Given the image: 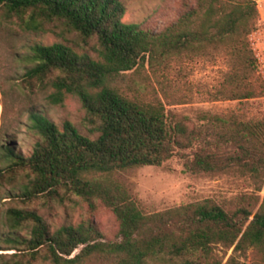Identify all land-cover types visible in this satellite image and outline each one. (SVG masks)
Wrapping results in <instances>:
<instances>
[{
	"label": "trees",
	"instance_id": "1",
	"mask_svg": "<svg viewBox=\"0 0 264 264\" xmlns=\"http://www.w3.org/2000/svg\"><path fill=\"white\" fill-rule=\"evenodd\" d=\"M258 1L196 0L156 33L124 22L120 0H0V15L23 34L64 39L24 43L15 53L23 81L52 105L78 98L99 134L91 139L71 122L59 126L31 107L25 126L37 141L27 156L2 122L0 264H264V119L202 113L198 122L172 123L159 94L143 100L117 85L125 73L149 65L163 90L175 63L223 60L227 69L210 101L263 98L251 41L260 22ZM174 156L188 173L245 176L255 193L233 207L206 199L148 214L117 175L160 167ZM74 198L91 212L110 210L117 238L107 240L92 221L52 230L31 207ZM12 202L21 206L3 207Z\"/></svg>",
	"mask_w": 264,
	"mask_h": 264
},
{
	"label": "rangeland",
	"instance_id": "2",
	"mask_svg": "<svg viewBox=\"0 0 264 264\" xmlns=\"http://www.w3.org/2000/svg\"><path fill=\"white\" fill-rule=\"evenodd\" d=\"M126 12L123 21L140 24L156 33L163 31L181 15L184 6H192L196 0H120ZM260 12L258 30L251 41L259 60V70L264 78V0L257 2ZM42 43L50 45L63 42L64 39L51 34L22 33L15 22L5 20L0 15V87L4 92L2 103L5 107L3 122L9 132L15 135L18 145L25 155H30L37 137L28 131L27 111L31 107L43 111L56 124L62 126L66 121L74 124L79 131L91 139L99 134L92 131L87 121V112L80 100L70 96L63 105H52L47 94L37 88H30L23 81L21 65L15 59L17 51H24V43ZM73 44V43H71ZM91 54H95L88 47ZM227 67L223 60L216 63L206 61L175 63L169 73L166 85L161 88L158 78L152 73L149 65L141 71H132L122 75L117 85L127 94L148 100L155 94L163 100L169 121L172 123L183 119L199 121L202 113L235 114L242 120L264 119V97L244 102L218 101L208 99L215 87L222 80ZM117 178L126 184L143 209L148 214L196 203L206 199L226 207H233L244 195L255 193V186L245 176L229 172L224 174H192L185 171L184 160L174 156L162 166H148L121 172ZM24 180V178H21ZM3 187H9L4 184ZM264 197V188L260 193ZM21 206L18 203H6L3 207ZM31 207L37 209L47 220L52 230L63 225H79L92 221L97 224L107 240H115L118 223L114 214L99 207L91 212L86 203L74 198L64 204L42 206L39 201ZM216 251H223L217 247ZM8 251L5 254H12ZM79 252L76 251L75 254ZM232 251L229 252V255ZM83 264H111L101 260H90Z\"/></svg>",
	"mask_w": 264,
	"mask_h": 264
},
{
	"label": "crops",
	"instance_id": "3",
	"mask_svg": "<svg viewBox=\"0 0 264 264\" xmlns=\"http://www.w3.org/2000/svg\"><path fill=\"white\" fill-rule=\"evenodd\" d=\"M3 114H4V106L2 103V93H1V89H0V129L2 127Z\"/></svg>",
	"mask_w": 264,
	"mask_h": 264
}]
</instances>
